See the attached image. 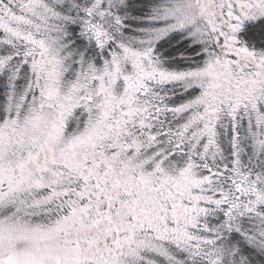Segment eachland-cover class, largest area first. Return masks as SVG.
Masks as SVG:
<instances>
[{
    "label": "snow or ice",
    "instance_id": "obj_1",
    "mask_svg": "<svg viewBox=\"0 0 264 264\" xmlns=\"http://www.w3.org/2000/svg\"><path fill=\"white\" fill-rule=\"evenodd\" d=\"M0 264H264V0H0Z\"/></svg>",
    "mask_w": 264,
    "mask_h": 264
}]
</instances>
